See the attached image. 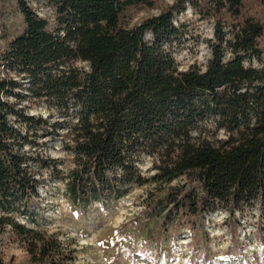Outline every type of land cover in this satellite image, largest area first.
<instances>
[{
    "label": "trees",
    "instance_id": "1",
    "mask_svg": "<svg viewBox=\"0 0 264 264\" xmlns=\"http://www.w3.org/2000/svg\"><path fill=\"white\" fill-rule=\"evenodd\" d=\"M40 1L54 24L17 0L26 27L0 58V234L17 236L35 264L65 260L59 238L39 229L43 171L64 183L77 212L185 178L151 204L165 225L185 220L195 231L220 210L231 221L264 214V0H178L132 27L125 13L151 0ZM187 5L215 22L205 70H180L168 48ZM33 100L63 120L30 115L24 103ZM57 136L73 156L67 173L39 141ZM145 156L158 158L151 179L139 168Z\"/></svg>",
    "mask_w": 264,
    "mask_h": 264
},
{
    "label": "rangeland",
    "instance_id": "2",
    "mask_svg": "<svg viewBox=\"0 0 264 264\" xmlns=\"http://www.w3.org/2000/svg\"><path fill=\"white\" fill-rule=\"evenodd\" d=\"M27 1L40 16L54 24L55 13L50 5L40 0ZM177 1L151 0V7H132L125 13V21L131 27L139 25ZM249 7L251 13L259 11L257 4L250 2ZM175 23L181 35L168 48L179 69L186 71L196 66L205 70L212 59L214 20L201 18L187 5L185 12H175ZM25 27L17 0H0V58ZM253 65L259 63L253 61ZM79 66L86 65L79 63ZM24 105L30 115L51 123L63 120L43 102L26 101ZM218 136L226 137L223 132ZM39 141L43 155L60 161L63 172L73 167V156L64 151L61 137ZM157 165L158 158L145 156L139 168L151 179L157 173ZM42 175L37 209L39 229L56 235L62 242L65 260L61 264H204L207 257L208 264H264V214L258 208L237 215L234 221L220 210L207 216L195 231L182 224L185 220L165 225L161 218L151 216V204L165 198L172 187L184 185L185 178L172 184L150 181L144 186H134L116 203L94 204L85 212H77L67 201L64 183L47 171ZM19 222L26 224L22 218ZM258 228H263V232ZM0 256L5 264H35L25 244L9 230L0 234Z\"/></svg>",
    "mask_w": 264,
    "mask_h": 264
}]
</instances>
